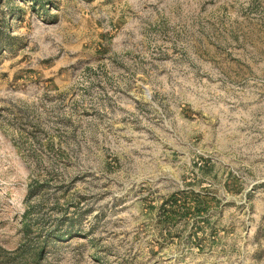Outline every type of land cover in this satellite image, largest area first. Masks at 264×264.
<instances>
[{
  "label": "rangeland",
  "instance_id": "1",
  "mask_svg": "<svg viewBox=\"0 0 264 264\" xmlns=\"http://www.w3.org/2000/svg\"><path fill=\"white\" fill-rule=\"evenodd\" d=\"M0 264H264V0H0Z\"/></svg>",
  "mask_w": 264,
  "mask_h": 264
},
{
  "label": "trees",
  "instance_id": "2",
  "mask_svg": "<svg viewBox=\"0 0 264 264\" xmlns=\"http://www.w3.org/2000/svg\"><path fill=\"white\" fill-rule=\"evenodd\" d=\"M194 201L195 199H193L191 196L179 197L177 196V194H173L170 197L169 201L165 202L166 205H168V208L163 211L164 220H173L180 209H184L186 212H190L189 210L198 208L199 204H195Z\"/></svg>",
  "mask_w": 264,
  "mask_h": 264
}]
</instances>
